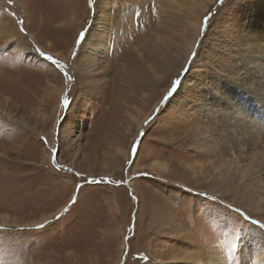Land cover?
Returning <instances> with one entry per match:
<instances>
[{"label":"rangeland","instance_id":"374dc122","mask_svg":"<svg viewBox=\"0 0 264 264\" xmlns=\"http://www.w3.org/2000/svg\"><path fill=\"white\" fill-rule=\"evenodd\" d=\"M172 1L0 0V264H264V0Z\"/></svg>","mask_w":264,"mask_h":264},{"label":"bare ground","instance_id":"6f19581e","mask_svg":"<svg viewBox=\"0 0 264 264\" xmlns=\"http://www.w3.org/2000/svg\"><path fill=\"white\" fill-rule=\"evenodd\" d=\"M17 1V0H16ZM164 1L167 3H173L172 0H158L160 6H164ZM111 2L112 0H99V5L97 6V8L95 9V15H94V18L95 21H99L98 19H100V21H105L109 14H108V10L111 6ZM124 2V1H123ZM123 2H121V7L118 9V11H123L124 10V7L123 6ZM126 5V4H124ZM128 6V5H127ZM117 8V7H116ZM202 8V7H201ZM203 9V8H202ZM200 10V9H199ZM117 15V14H116ZM200 15V14H199ZM201 19V16H199V21ZM94 22V21H93ZM96 23V22H95ZM93 24L91 26V30H90V33L89 35L86 37V39L82 42V44L80 45V48H79V53L81 54H86L87 58H89L90 62L94 65L95 61H96V57H98L99 55V48H101L100 46H102V42L95 38V35L98 34L99 32H102L103 28L99 27L98 25L96 26V24ZM199 25L200 23L196 24L195 27H194V30L196 31L198 28H199ZM103 26V25H102ZM92 40L94 41V44L93 45H90L89 44V41ZM92 43V42H90ZM193 47V41H190L187 45V51L189 52ZM187 55V54H186ZM264 128V127H263ZM260 129V128H259ZM262 129V127H261ZM252 132V131H251ZM258 132V131H256ZM260 133V132H259ZM262 135V133H261ZM264 136V135H263ZM252 160V159H251ZM244 161V160H243ZM249 165V164H248ZM250 167V166H249ZM254 168V167H253ZM201 264H203L202 262H200ZM198 262V264H200Z\"/></svg>","mask_w":264,"mask_h":264},{"label":"snow or ice","instance_id":"6c2138e0","mask_svg":"<svg viewBox=\"0 0 264 264\" xmlns=\"http://www.w3.org/2000/svg\"><path fill=\"white\" fill-rule=\"evenodd\" d=\"M92 2H93V0H89V3H90V4H91ZM40 54H41V55H45L43 52H41ZM47 59H48L49 61H52L53 64L56 65V66L59 67V68H63V67H64V65L61 64L59 60H54L53 57L50 56V55L47 56ZM175 83H177V82H174V84H175ZM172 94H173V93H172ZM137 148H138V145H135V144H134V145H133V152H135V150H136ZM77 175H79V174H77ZM44 226H45V225H40V224H37V225H36L37 228H41V227H44Z\"/></svg>","mask_w":264,"mask_h":264}]
</instances>
